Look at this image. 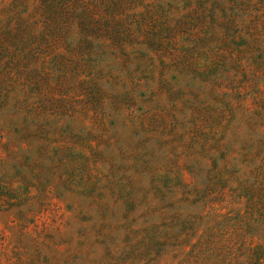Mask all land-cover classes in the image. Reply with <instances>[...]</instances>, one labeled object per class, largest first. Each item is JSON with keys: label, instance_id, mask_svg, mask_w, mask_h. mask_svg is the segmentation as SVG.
I'll return each mask as SVG.
<instances>
[{"label": "rangeland", "instance_id": "1", "mask_svg": "<svg viewBox=\"0 0 264 264\" xmlns=\"http://www.w3.org/2000/svg\"><path fill=\"white\" fill-rule=\"evenodd\" d=\"M0 264H264V0H0Z\"/></svg>", "mask_w": 264, "mask_h": 264}, {"label": "trees", "instance_id": "2", "mask_svg": "<svg viewBox=\"0 0 264 264\" xmlns=\"http://www.w3.org/2000/svg\"><path fill=\"white\" fill-rule=\"evenodd\" d=\"M225 148L226 147H224V149ZM221 162L223 164V163L227 162V160H225L223 157H221ZM211 163H212V165H211L212 169L215 170V176H214L215 181L217 183H221V184L225 182L226 183L225 188L226 187H230L231 190L237 189L238 186L237 187H234V182L236 181L235 179H233L235 181H231V177H224L226 175H225V172L222 169L223 166L218 168V162L212 161Z\"/></svg>", "mask_w": 264, "mask_h": 264}]
</instances>
